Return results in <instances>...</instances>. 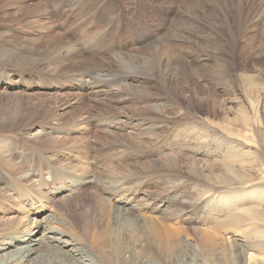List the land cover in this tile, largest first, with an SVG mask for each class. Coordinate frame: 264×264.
I'll use <instances>...</instances> for the list:
<instances>
[{"label": "rangeland", "instance_id": "obj_1", "mask_svg": "<svg viewBox=\"0 0 264 264\" xmlns=\"http://www.w3.org/2000/svg\"><path fill=\"white\" fill-rule=\"evenodd\" d=\"M251 1L244 0L243 4H238V0H213L211 5H206V0L85 1L80 5L65 3L63 9L67 16L64 17L58 4L50 0H0V34L9 40L4 48L25 54L32 47V58L41 59V68L45 64L57 66L51 72L43 68L46 71L42 69L40 74L36 68L22 69L0 63V70L2 67L8 73L0 78L5 80L0 81V124L10 125L14 120L11 117H16L13 127L9 126L12 128L0 129V147H9L8 150L13 151L12 162L8 163L11 166L15 164L18 172H11L7 162L0 158V177L4 179L0 180V225L1 221L9 218L7 216L14 214L17 203L24 206L37 194L45 195L44 186L37 185L36 175L40 171H50L49 175L61 184L79 180L78 173L89 174L93 181L105 178L108 174L105 152L97 153L96 150L100 143H113L118 138L131 143L128 159L112 158L116 166L131 169V173L121 174L126 178L124 180L131 182V205L150 203L146 206L145 215L156 216L161 214L153 212V207L167 205L174 199L178 202L175 208L179 214L182 213L179 219L163 215L160 219L171 226L183 228L180 235L172 240L173 247L166 250L143 242L140 233L136 232L137 228L131 226V254H135L139 264H176V259L182 257L187 260L194 257L195 262L204 264L203 255L212 254L220 260L223 255L231 256V243L246 244L253 235L251 226L257 222L260 212L262 216L264 214V1L262 4L255 2L252 6ZM241 5L239 9L243 11V16L242 22L237 24L239 30L234 39H229V44L218 36L222 46L215 53L210 41L214 33L221 32L220 22L224 20V13L228 15L231 27H235V6ZM205 7L214 8L213 12L202 13ZM193 9L195 12L192 14L196 17L192 19L189 11ZM78 11L79 16L76 15ZM209 16H212L211 23L215 25L212 29L207 27ZM64 18L65 25L61 30H43L45 22L58 24ZM182 23L190 25L185 30ZM156 42L157 45L165 43L161 64L155 60ZM136 55L141 58H132ZM142 58L151 59L145 69L138 67ZM174 59L183 69L191 66L189 80L181 75L174 78V73H171L176 68ZM219 61L223 63L221 71L214 73V64ZM225 71L226 78L220 75ZM156 73L166 78L167 85L162 86ZM96 74L98 76L94 77ZM90 75H93L94 86L92 82L79 81ZM106 94H113L112 101L105 99ZM168 94H175L179 104H172ZM150 98L159 99L147 101ZM66 101L73 105L66 104ZM64 105L67 109L62 110ZM102 107L123 116V119L131 117L129 124L114 129V137L105 132L104 126L96 124L105 113L106 109ZM77 113L89 116L90 127L82 128L83 124L74 127L72 118ZM137 121L143 125H136ZM58 123L62 134H54L52 130L46 133ZM69 127H74L73 131ZM37 131L45 132L41 137L44 139L36 141L39 149L35 148L37 144L28 134L35 135ZM54 135L61 137L59 143L47 139V136ZM63 138L67 142H61ZM73 142H91L98 146L92 147L87 155L78 154L76 158L65 149ZM41 154L51 159L56 156L59 162L70 161V166L77 172L68 171L78 177L64 180V173L55 167L59 165L55 163V166L48 167ZM171 156L178 160L176 172L162 169V162ZM80 158L83 161L86 159L88 165L85 163L81 167ZM22 175H27L26 179ZM84 188L83 193L78 194L80 200L76 197L75 201L71 200L74 203L67 202L63 200L64 196H60L56 202L46 204L47 211L54 215L58 213L57 216L63 218L61 214L65 211L56 209L61 205L67 210L72 211L73 208V213L75 210L85 213L93 201L90 195L92 183ZM204 190L208 192L200 193ZM75 192L70 194L75 196ZM224 193H227L226 200L219 198ZM139 198L143 201L140 202ZM62 200L66 202L63 205ZM215 222L217 225H214ZM201 228L217 230V239H225V248L213 249L202 243ZM147 245L150 252L146 251ZM256 257L259 258V255Z\"/></svg>", "mask_w": 264, "mask_h": 264}, {"label": "bare ground", "instance_id": "obj_2", "mask_svg": "<svg viewBox=\"0 0 264 264\" xmlns=\"http://www.w3.org/2000/svg\"><path fill=\"white\" fill-rule=\"evenodd\" d=\"M50 1L58 4L57 5L58 8L60 9V11L63 12L62 15L64 17H66L67 16V15H65L66 12H64L65 10L63 9V7L65 6V3H71V4L73 3L74 5L75 4L80 5L81 3H84L85 1L87 3V2L102 1V0H50ZM212 1L213 0H210V1L206 0V5H211L213 3ZM263 1L264 0H253V1H251L252 4L251 3L250 4H251V6L255 2H259L260 4H262ZM243 3H244V0H238V4H243ZM53 5H55V4H53ZM193 5H195V4L193 3ZM240 7H242V5L237 6V7L235 6V8H236L235 12L237 15V22H236L235 27H231L232 25H230V23L228 21V17H227L228 15L225 12L224 13L225 14L224 20H221V22H220V23H222L221 26H222L223 31L221 30V32H216V33L213 32L214 34H213L212 40L210 42L212 43L211 48L215 53L219 52L221 49V46H222L220 44V42H218V40H217L218 36L222 37L223 42H225L226 44H229V42H230L229 39L230 38L234 39L235 34L239 30V26L237 24L242 22V16H243V11L239 9ZM37 8H39V7H37ZM22 9H23V7H22ZM52 10H53V8H52ZM212 10L207 9V7H205L204 10H201V11H202V13H204L206 11V13L209 12L211 14L213 12ZM210 11H212V12H210ZM194 12H195L194 9L189 11V13H191V15H189V17L192 19L194 17H196L192 14ZM79 14H80V11H78L76 13V15H78V16H79ZM70 17H71V15H70ZM211 18H212V16H209L208 17L209 21H208V23L207 22L206 23L208 25L207 27L212 29L213 24L211 23ZM17 20H19V19H17ZM62 20L63 21L58 23V24H53L51 21H48V22H45L44 26L42 25L44 23L43 22L41 24V26H43V28H44L43 30H46V31L47 30L59 31L62 29V27L64 28V25H65L64 20H66V19L64 18ZM191 22H193V20ZM182 24H183V28L185 29V27H187L189 23H182ZM213 26H215V25H213ZM176 31H178V30L176 29ZM53 37H55V36H53ZM6 41L8 42L9 40H7V38L5 36H2L0 34V63L5 64V65H12V67L15 66L17 68H22V69H32V68L35 69L36 68V71L39 70L38 73H40L43 68L49 69L48 71L56 70V68H57L56 64L55 65L45 64L41 68V65H40L41 59H39L37 57L32 58L33 54H34L33 53L34 49L32 50V47L28 48L29 50L27 51V53L18 54L16 52L15 53L11 52V50H8L7 48H6L7 50L4 48V44ZM67 42H68V40H67ZM22 46H24V45H22ZM52 46H54V45H52ZM52 46H51V48H52ZM154 48H155L154 50L156 51V52H154V53H156L155 54L156 55L155 60L158 62V64H161L162 54H163V51L165 49V43H163L161 45H157V42H156V43H154ZM52 50H51V52H52ZM58 53H59V51H58ZM63 53H64V51H63ZM60 54H62V53H60ZM135 57H136V60H139V58H141V57H138L137 55L132 57V58H135ZM40 58H41V56H40ZM150 60H151L150 58L147 60L142 58V61H140V65L138 64L139 69L140 68L145 69L146 63H149ZM174 61L176 63L175 64L176 65L175 72H171L172 74L174 73V75H175L174 78H177L178 75H181L182 77H186L185 78L186 80L187 79L189 80V76H191V70H190L191 66L188 65L189 67L186 66V68L183 69V67L180 65V63L178 62L177 59H174ZM222 64L223 63H221V61L215 63L214 64L215 68H214L213 72L217 73L219 70L221 71ZM1 69L3 71L0 70V78L5 77L8 74V73L4 72L5 71L4 68L1 67ZM44 69H43V71H46ZM40 74H42V73H40ZM78 74L80 75V73H78ZM83 74H85V73H83ZM156 75L158 77V80H160L162 82L163 87H164V85H167L166 78H162L164 76H162L161 73H156ZM220 75L224 78H226L228 76L226 71H225V73L222 72ZM96 76H98V74L94 75V77H96ZM113 77H115V76H113ZM20 78H22V76H20ZM91 79H93V75H90V77L86 78V79H84V78L79 79V81H82V83L90 84L92 82ZM0 81L4 82L5 80H0ZM175 81H176V79H175ZM93 83L94 82H92V84ZM94 85L95 84H93V86ZM172 86H173V84H172ZM91 88H92V86H91ZM173 88L174 87H172V89ZM97 91H99V90H97ZM168 91H170V90H168ZM94 94L96 95L95 92H94ZM111 96H107V94H106L105 99L112 101ZM168 97L170 98L169 101L172 104L173 103L179 104L178 98L176 97L175 94H171V95L168 94ZM14 98H15V96H14ZM157 99H159V98H157ZM157 99H155V98L151 99L150 98V100H147V101H153V100H157ZM96 100H97V98H96ZM66 104L70 105L71 102H67ZM165 104H166V102H165ZM72 105H70V106H72ZM65 108L66 107L64 105V107H62V110H64ZM103 109H106L105 113H104V115H102V117H101L102 119L100 118L101 121L97 122L96 124L104 126L105 132H107L108 134H111L113 137H114L113 133L115 131L114 129H119V128L121 129L125 124H129V122L131 121V117H129L128 119H123V116L116 114L114 112L108 111L107 110L108 108H103ZM24 110H25V108H24ZM140 111H144V110H140ZM52 112L55 113L54 111H52ZM149 112H150V110H149ZM56 115H58V114H56ZM127 115L130 116L128 113H127ZM3 117H5V116H3ZM11 118H13L14 120L12 119L13 121L11 123H9L10 125H7V124L1 125L0 124V129H2V128L3 129H10L13 127L12 124H14L16 122L15 121L16 117H11ZM88 118H89V116L86 114H85V116L82 115L81 113L76 115V116L74 115V117L72 118L73 119L72 124H75L74 125L75 128L79 127V126L81 127L82 124H83L82 128H84L85 126H86V128H88V127H90V124H88V122H90V120ZM45 121H47V120H45ZM46 123H48V121ZM70 123H69V125L71 126ZM135 124L136 125L137 124L143 125V123L139 124L138 121ZM52 125H55V124H52ZM9 126H12V127H9ZM60 127L61 126L58 123L55 126H51L49 128V130L47 129L48 131L46 133H49L52 130V132L54 134L55 133H58L57 135L62 134V129H60ZM73 128L69 127V129L71 131H73L72 130ZM36 130H38V129H36ZM146 132H148V131H146ZM44 133L45 132H38L37 131L35 135L34 134L32 135L31 132H28V134L31 136V139L34 142H36V141L41 142L42 139H44V138H41L44 136L43 135ZM150 133H149V135H150ZM63 134L66 135L65 133H63ZM151 134H153V133H151ZM46 135H49V134H46ZM47 137L46 138L49 140L54 139V143H59L58 139L61 138V137H58L56 135L47 136ZM83 138H85V137H83ZM117 139L118 138H115L116 141L113 140L114 141L113 143L110 141H109L110 143H104V142L100 143L99 146L97 144H91V142H87L85 144H78V142L75 144L73 142L75 144V148L73 146L74 144L68 145L70 147L67 146V148H65L66 150H68V153H72V156H75V157L78 154L87 155L88 153H90V151H91L90 149H92V147H94V146H98V149L96 150L97 153L99 151L105 152V156H106L105 167L107 168L106 171L108 174L105 178H102V177H101L102 179L98 178L97 179L98 182L93 181L92 180L93 178H91V176H89V174L78 173L80 176L79 180L72 181L73 183H68V184L62 183L61 184L59 181H57L56 179H53L52 176L49 175L50 171L49 172L40 171L37 173V175H36V176H38L37 185L44 186L45 195L40 193V194H37V196L35 198H32V199L27 200V201L25 200L26 202H25L24 206L21 205L20 203H17V204L15 203L17 210L14 209L15 210L14 214H12V215L10 214L9 216H7V217H9L8 219L1 221L3 223L0 225L1 226V228H0V264H139L138 263L139 260L137 257H135V254H131V251H132L131 250V242L129 240V237L131 236V231H132L131 226H135L137 228L136 232L140 233V235L144 239L143 242H145L146 244L148 243V245H149L150 243H152L156 249L158 248L161 250L162 249L166 250V249H169L170 247H173L172 240L177 238L178 235H180V232L183 231V228L171 226L169 224L164 223L160 219L162 218V215L165 217L167 216L168 218H170V217L171 218H177V219L181 218L182 213L179 214V210H177L175 208L177 206L176 204H178V202L176 200L174 201V199H171L167 205H163V206H162V204L156 205L155 207L152 208L153 209L152 211L157 213V214L158 213L161 214V215H156V216L155 215L148 216L149 214L145 215V212H146L145 210H147L146 206H149L150 203H147V202L142 203L141 202L142 199H140V198H139L140 199L139 201L141 202V204H144L143 206L139 203H137L136 205L135 204L131 205V191H132L131 190V182L124 180L126 178H123V176H121L122 173H124L126 175H127V173H131V169L128 167H125V166L124 167L123 166L122 167L116 166L115 164L112 163V158H118V159H125V158L128 159L129 158L127 154L131 151V143L129 144L127 142H124L122 140L119 141ZM37 142H36V144H37ZM61 142L65 143V142H67V140L63 138ZM80 143H81V141H80ZM95 143H97V142H95ZM38 146H39V143L37 144V147H35V148L39 149ZM40 146H42V145L40 144ZM61 146H62V144H61ZM72 147L75 150H73ZM8 148L9 147H7V148L0 147V158L2 159L1 161L7 162V167H8V169L9 168L11 169V172L18 173L16 165L13 164L11 166V165H9L11 163H8V162H12V158H10V157H13L11 154L13 151L8 150ZM39 151H41V150H39ZM116 152H121V154H123V155L119 156L118 153H116ZM39 155H40V153H39ZM40 157H43L42 160H44V163L46 165H48V167H51V165L55 166L54 164L57 163V165H59V166H55V167H57V169L59 171H62L64 173V180L68 179L69 177L75 176V175L70 174L69 172H71V171H68V169L77 172V169L70 166V161L59 162L58 161L59 158H57L56 156H52L53 159H51L50 157H47V155L42 156V154ZM76 158H78V157H76ZM65 162H67V163H65ZM79 162L81 163V167H83V164H85V163L88 165V162L86 159H84V161H83V158L82 159L80 158ZM177 162H178V160L176 158H174V156H171V158L169 160H164V162H162V166H163L162 169H170V170L176 172L179 168ZM128 166L131 167L130 165H128ZM153 167H157V166L153 164ZM70 168H72V169H70ZM118 168H122V170L120 169L118 171ZM81 169H83V168H81ZM40 170H44V169H40ZM27 175H22V176L24 179H26L25 176H27ZM102 175L103 174L101 173L100 176H102ZM5 177H6V175H5ZM21 177H19V178L21 179ZM75 177H78V176H75ZM231 178H232V176H231ZM0 180L4 181V179L1 177H0ZM237 180H239V179H237ZM214 182H216V181H214ZM90 183H92L93 191L90 192V195L92 196L91 199H93V201L92 200H91L92 202L89 201L90 205L88 204L89 208L85 211V213H81V212L76 211V210L73 213V210H74L73 208L71 211L70 209L67 210V208H65V207L61 208V205L58 206L56 209L58 211H62V210L65 211V212H63V214H61V215H63V218H59V216H57L58 213H56V215H54V213H52V212L50 213L49 211H47L48 208H46L47 207L46 204L48 202L54 203V202H56V199L60 198V196H62L61 198H63V196H64L63 200H66L67 202L68 201L73 202V201H75L73 199H75L76 197L78 198L79 197L78 194L82 190L84 191V189H85L84 187L87 185H90ZM204 184H206V183H204ZM135 185H137V184H135ZM14 188H15V186H14ZM87 188H89V187H87ZM72 191H76L75 196L70 194ZM207 192L208 191L204 190V192H200V193H207ZM37 193H39V192H37ZM82 193L83 192H81L80 194H82ZM262 195L264 196V193ZM142 196H144V195H142ZM225 197L227 198V193L222 194L219 198L224 199ZM63 200L61 203L62 205L66 203V202H63ZM71 200H73V201H71ZM224 200H226V199H224ZM76 202H77V200H76ZM68 204H70V203H68ZM72 205H71V207H72ZM85 205H87V204H85ZM30 206H31V208H29ZM73 207H75V205ZM58 208H60V209H58ZM148 211H150V210H148ZM257 211H255V212H257ZM257 213H259V212H257ZM249 215H252V214L250 213ZM254 215L255 214H253L252 217H254ZM263 216H264V214H263ZM263 216L261 215V212H260L258 215V218L256 220L257 222L254 223L255 225L251 226V233H253V235H251L252 236L251 239H249V241L246 244H244V245L240 244L241 242H239L237 244L236 243L230 244V246L232 248L231 256L227 257V256L223 255V252H222L223 257H222V259L218 260L215 255L207 254L205 256L204 255L201 256L202 263H204V264H259L261 262H264V224H263L264 223V217ZM252 223H253V221H252ZM209 225H211V223ZM209 225L207 227H209ZM214 225H217L216 222ZM201 229H203V228H201ZM213 231L206 230V229L201 230L200 231V237L202 239L201 242L206 244L207 246H210L213 249L225 248L224 247L225 239L220 238L222 241H218L217 235H216L217 230H215L214 232ZM134 233H135V231H134ZM219 236H220V234H219ZM151 238H154L153 241H151ZM148 245L145 246L146 251L150 252L149 251L150 248L148 247ZM185 245H183V246H185ZM141 246H142V244H141ZM246 247H247V249H246ZM219 249H217V250H219ZM205 250H206V248H205ZM225 250L226 249H224V251ZM221 251H223V250H221ZM246 254H248V255L246 256ZM256 255H259V258L256 257ZM193 258H191L190 260H187L185 257L176 259V262H177L176 264H200L198 262H195L193 260Z\"/></svg>", "mask_w": 264, "mask_h": 264}]
</instances>
